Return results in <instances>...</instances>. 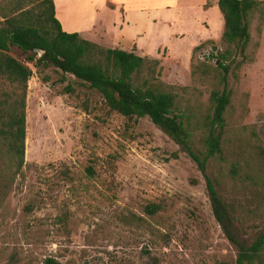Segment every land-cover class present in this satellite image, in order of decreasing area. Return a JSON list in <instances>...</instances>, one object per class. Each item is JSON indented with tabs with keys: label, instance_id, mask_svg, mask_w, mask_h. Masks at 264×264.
I'll return each instance as SVG.
<instances>
[{
	"label": "rangeland",
	"instance_id": "obj_1",
	"mask_svg": "<svg viewBox=\"0 0 264 264\" xmlns=\"http://www.w3.org/2000/svg\"><path fill=\"white\" fill-rule=\"evenodd\" d=\"M207 13L196 39L135 48L159 61L158 79L186 87L198 114L209 107L210 84L193 80L191 66L215 52L212 44L224 48V22L215 9ZM256 34L253 23V60L229 75V149L212 168L247 242L264 227V22ZM11 54L23 60L17 49ZM29 65L24 165L9 188L0 183V264H235L200 171L167 135L147 117L109 110L72 75L61 80L57 69ZM151 203L161 207L154 216L145 212Z\"/></svg>",
	"mask_w": 264,
	"mask_h": 264
},
{
	"label": "trees",
	"instance_id": "obj_2",
	"mask_svg": "<svg viewBox=\"0 0 264 264\" xmlns=\"http://www.w3.org/2000/svg\"><path fill=\"white\" fill-rule=\"evenodd\" d=\"M224 20L221 42L191 66L193 80H207L209 107L198 114L185 101L186 87L162 82L157 59L133 50L105 48L78 33L63 31L55 17L53 0H1L0 2V183L5 189L24 165L25 98L27 81L37 72L57 69L95 91L111 111L136 119L147 117L197 166L205 182L210 206L225 238L236 248L235 264H264V227L250 241L238 234L232 206L218 192L219 175L213 170L226 159V113L231 93V72L251 62L264 22V0H217ZM203 42L192 50L205 47ZM20 51L23 60L11 54ZM211 59L214 63H210ZM46 80V77H44ZM231 175L238 173L231 166ZM87 171L92 173L91 169ZM161 207H145L154 216ZM140 218L132 216L129 221ZM227 264V263H220Z\"/></svg>",
	"mask_w": 264,
	"mask_h": 264
},
{
	"label": "crops",
	"instance_id": "obj_3",
	"mask_svg": "<svg viewBox=\"0 0 264 264\" xmlns=\"http://www.w3.org/2000/svg\"><path fill=\"white\" fill-rule=\"evenodd\" d=\"M210 1L211 6L207 0H53V4L63 31L105 48L134 47L130 50L135 52L152 39L154 48L182 37L185 42L196 39L212 8L222 24L217 0Z\"/></svg>",
	"mask_w": 264,
	"mask_h": 264
}]
</instances>
